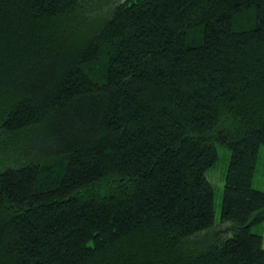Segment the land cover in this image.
I'll return each instance as SVG.
<instances>
[{"label":"trees","instance_id":"trees-1","mask_svg":"<svg viewBox=\"0 0 264 264\" xmlns=\"http://www.w3.org/2000/svg\"><path fill=\"white\" fill-rule=\"evenodd\" d=\"M261 148L264 0H0V264H264Z\"/></svg>","mask_w":264,"mask_h":264},{"label":"rangeland","instance_id":"rangeland-1","mask_svg":"<svg viewBox=\"0 0 264 264\" xmlns=\"http://www.w3.org/2000/svg\"><path fill=\"white\" fill-rule=\"evenodd\" d=\"M227 160L228 156L225 154V152L219 150V160L217 161L214 168L207 173L208 179L215 189V210L217 216H219L220 204L222 201V191L224 186V175L227 168ZM252 187L264 192V148L260 149V157L256 166ZM252 232H264V223L253 228Z\"/></svg>","mask_w":264,"mask_h":264}]
</instances>
